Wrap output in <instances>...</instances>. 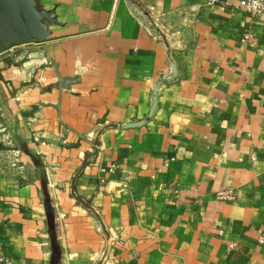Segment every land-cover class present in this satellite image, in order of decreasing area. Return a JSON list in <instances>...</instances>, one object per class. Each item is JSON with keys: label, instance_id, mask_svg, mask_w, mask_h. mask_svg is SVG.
Returning a JSON list of instances; mask_svg holds the SVG:
<instances>
[{"label": "crops", "instance_id": "1", "mask_svg": "<svg viewBox=\"0 0 264 264\" xmlns=\"http://www.w3.org/2000/svg\"><path fill=\"white\" fill-rule=\"evenodd\" d=\"M238 4L0 0L30 31L0 54V264H264V14Z\"/></svg>", "mask_w": 264, "mask_h": 264}, {"label": "water", "instance_id": "2", "mask_svg": "<svg viewBox=\"0 0 264 264\" xmlns=\"http://www.w3.org/2000/svg\"><path fill=\"white\" fill-rule=\"evenodd\" d=\"M5 11H0V52L17 43V35L20 36V42L27 40V35H30L24 23H20L17 18L6 16Z\"/></svg>", "mask_w": 264, "mask_h": 264}, {"label": "built area", "instance_id": "3", "mask_svg": "<svg viewBox=\"0 0 264 264\" xmlns=\"http://www.w3.org/2000/svg\"><path fill=\"white\" fill-rule=\"evenodd\" d=\"M238 7L252 16L264 14V0H239ZM218 199L232 200V194L231 192H220Z\"/></svg>", "mask_w": 264, "mask_h": 264}, {"label": "rangeland", "instance_id": "4", "mask_svg": "<svg viewBox=\"0 0 264 264\" xmlns=\"http://www.w3.org/2000/svg\"><path fill=\"white\" fill-rule=\"evenodd\" d=\"M16 38H18L19 39V41L17 42V43H15V44H13V45H10V46H8L7 48H6V50H9V49H11L12 51V58L13 59H16V60H19V59H22L23 57H25L26 55H25V52H27V50H30V49H20V45L23 43V42H20V36H16ZM24 43H27V41L25 42L24 41ZM14 46V48H12ZM2 52H4V51H1L0 52V54H2ZM12 122V120H10V123ZM40 178H42V179H45V174L43 173V172H41L40 173ZM223 192H229V191H223ZM218 197V196H217ZM218 200H220V199H218ZM227 201V200H226ZM56 251H58V249H56Z\"/></svg>", "mask_w": 264, "mask_h": 264}]
</instances>
